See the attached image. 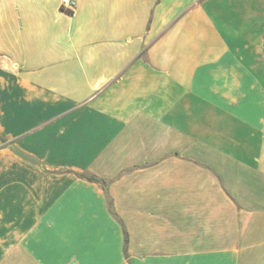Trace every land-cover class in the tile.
<instances>
[{"label": "crops", "instance_id": "1", "mask_svg": "<svg viewBox=\"0 0 264 264\" xmlns=\"http://www.w3.org/2000/svg\"><path fill=\"white\" fill-rule=\"evenodd\" d=\"M75 1L0 0V264H264V0Z\"/></svg>", "mask_w": 264, "mask_h": 264}, {"label": "built area", "instance_id": "2", "mask_svg": "<svg viewBox=\"0 0 264 264\" xmlns=\"http://www.w3.org/2000/svg\"><path fill=\"white\" fill-rule=\"evenodd\" d=\"M62 6L69 12L73 11L76 7L75 0H62Z\"/></svg>", "mask_w": 264, "mask_h": 264}, {"label": "trees", "instance_id": "3", "mask_svg": "<svg viewBox=\"0 0 264 264\" xmlns=\"http://www.w3.org/2000/svg\"><path fill=\"white\" fill-rule=\"evenodd\" d=\"M89 179H90V180H93V181L101 182L103 185L106 184L105 180H103V179H99V178H97L96 176H90ZM109 204H111V200H109ZM125 241H126V239H125Z\"/></svg>", "mask_w": 264, "mask_h": 264}]
</instances>
